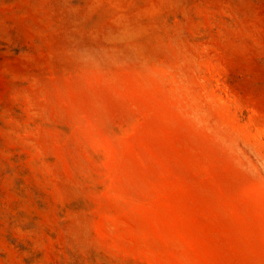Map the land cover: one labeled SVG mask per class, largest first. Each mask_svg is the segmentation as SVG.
<instances>
[{
  "label": "rangeland",
  "instance_id": "1",
  "mask_svg": "<svg viewBox=\"0 0 264 264\" xmlns=\"http://www.w3.org/2000/svg\"><path fill=\"white\" fill-rule=\"evenodd\" d=\"M0 264H264V0H0Z\"/></svg>",
  "mask_w": 264,
  "mask_h": 264
}]
</instances>
